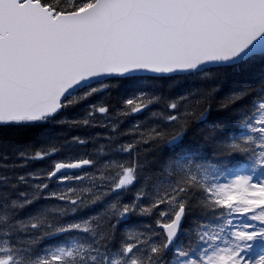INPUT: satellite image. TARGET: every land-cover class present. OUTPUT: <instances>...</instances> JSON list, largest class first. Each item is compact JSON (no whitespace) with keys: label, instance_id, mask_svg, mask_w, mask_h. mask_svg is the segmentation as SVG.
<instances>
[{"label":"snow or ice","instance_id":"obj_1","mask_svg":"<svg viewBox=\"0 0 264 264\" xmlns=\"http://www.w3.org/2000/svg\"><path fill=\"white\" fill-rule=\"evenodd\" d=\"M136 73L202 74L216 85L202 93L198 111L189 112L192 105L185 103L179 112L183 96L167 103L171 131L152 127L118 147L135 153L140 144L170 146L176 155L167 160L163 182L151 192L141 185L127 202L114 199L99 214L108 218L102 229L93 226L97 216L44 227L43 214L11 221L47 191L45 180L89 181L91 186H69L44 197L64 202L52 209L63 215L126 192L143 166L137 159L113 160L99 176L67 174L95 163L78 158L55 162L46 177L30 173L13 183L0 173V223H7L0 227V264H264V0H0V126H88L94 113L106 115L109 108L94 105L83 119L56 118L106 89L110 78L132 79ZM223 89L216 105L221 111L212 113ZM146 95L125 99L120 114L140 113L157 99ZM245 99L248 105L240 103ZM233 113L244 129L239 135L231 134ZM192 120L203 127L189 143ZM72 143L86 141L73 137ZM201 146L222 162L195 163ZM55 152L53 147L18 155L27 162ZM20 185L31 191H20ZM153 214L155 227L118 235L127 218ZM32 230L40 234L12 242L14 232ZM71 232L88 238L33 251L43 238Z\"/></svg>","mask_w":264,"mask_h":264},{"label":"trees","instance_id":"obj_2","mask_svg":"<svg viewBox=\"0 0 264 264\" xmlns=\"http://www.w3.org/2000/svg\"><path fill=\"white\" fill-rule=\"evenodd\" d=\"M108 87L101 92L94 94L86 100H80L77 104L69 109H65L56 118L57 121L68 119H83L86 114L92 110V106H107L109 112L105 114L94 113L91 123L88 126L72 125L68 123L51 122L39 126H32L25 129L15 127L0 126V173L6 174L15 182V178L20 175L37 174L41 177H46L47 171L51 170L53 164L59 160L69 161L78 158H91L95 161L91 167H86L76 175H87L89 177L99 176L100 170L107 162L113 160L126 162L132 159H137L138 163L143 167L138 168V179L130 189L122 192L119 196H110L103 201L96 203L90 207L81 208L78 216L72 217L71 212H66L61 215L58 211H52L56 207H65L64 202L52 199H46L51 192L66 190V187H85L91 186L88 180L82 182L72 181L68 185L58 184L55 180L50 181V188L43 195L36 199L34 203L17 212L16 217L11 221L14 223L16 219L28 218L30 214H43L45 217V225L48 223L62 224L69 222L72 219H88L92 216H97L98 219L93 221L94 227H104L107 217L99 214L108 210L111 202L114 199L122 198L125 202L132 199V195L137 189L144 185L146 190L151 192L156 185L163 182V169L169 157H174L176 154L170 150V146L157 142L156 144L149 143L147 145L140 144L137 146L135 153H123L118 151L120 145L133 142L138 138V133L152 127H160L163 131H171V126L166 120V115L172 110L167 108V103L179 100L181 96L186 97V101L180 103L179 112H184L185 103L192 105L187 110L192 112L194 109L198 111L197 101L203 99L202 93L210 90L216 85L211 84L202 74H181L172 76H143L130 78L109 79L106 81ZM227 89L218 91L216 99L212 105V113L220 112L216 107L219 101L226 94ZM140 93H145L146 99H152L155 96L157 99L150 104L145 110L140 113L131 114L128 116L120 113L125 110L124 100L139 96ZM243 105L250 103L249 99L240 102ZM204 107H208L204 104ZM157 113L158 115H153ZM175 114V113H173ZM236 117L232 121L233 131L231 134L239 135L244 132V129L238 123L239 114L233 113ZM115 125V130H113ZM134 126H138V131L134 130ZM203 125L200 121L192 120L191 126L187 132V140L189 143H194V138L198 137V129ZM80 137L85 140L83 145L73 144L72 138ZM56 148L57 152L41 160H28L25 162L18 153L26 151L29 155H34L35 151H49L51 148ZM138 153V155H137ZM195 163H220L223 158L216 155L211 149L201 146V150L192 157ZM234 161L239 158H233ZM7 165V168L2 165ZM23 167L14 166L21 165ZM238 166V165H236ZM234 167V165H229ZM112 169H107L106 173L111 174ZM44 182H47L45 180ZM32 183H36L35 180ZM3 187L0 186V191ZM20 191H31L27 185H20ZM13 198L15 193L12 194ZM31 198V197H29ZM0 214H3L0 212ZM156 214L151 216L132 215L125 221L121 222L118 227H133L137 230H142L148 227H155ZM0 227L7 228V223H0ZM186 227H190L186 222ZM38 230H32L29 233L16 231L12 234V242L18 240H26L33 235H39ZM85 233L78 232V236H84ZM3 238V237H0ZM45 237L32 246L34 252H42L44 247L50 244V247L56 246L63 237L47 240ZM188 240L185 239V243Z\"/></svg>","mask_w":264,"mask_h":264},{"label":"flooded vegetation","instance_id":"obj_3","mask_svg":"<svg viewBox=\"0 0 264 264\" xmlns=\"http://www.w3.org/2000/svg\"><path fill=\"white\" fill-rule=\"evenodd\" d=\"M101 229H102V228H101ZM128 229H129V228H128ZM128 229H126V230H128ZM130 229L133 230L132 228H130ZM122 230H123V229H120V228L117 229V231H118V232H117L118 235L123 233V232H121ZM87 238H88V235L84 236L83 238H78L76 235H72V236H71V240H72V239H78V240H80V242H82V239H83V240H84V239L86 240ZM71 240L69 241V243L71 242Z\"/></svg>","mask_w":264,"mask_h":264},{"label":"water","instance_id":"obj_4","mask_svg":"<svg viewBox=\"0 0 264 264\" xmlns=\"http://www.w3.org/2000/svg\"><path fill=\"white\" fill-rule=\"evenodd\" d=\"M175 74H183V73H173V74H169V75H175ZM142 75H156L154 73H136L134 74V76H142ZM76 169H72V170H67V172H72Z\"/></svg>","mask_w":264,"mask_h":264}]
</instances>
